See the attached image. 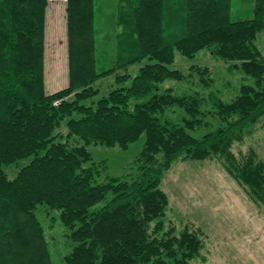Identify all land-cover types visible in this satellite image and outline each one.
I'll return each instance as SVG.
<instances>
[{
	"label": "trees",
	"instance_id": "obj_1",
	"mask_svg": "<svg viewBox=\"0 0 264 264\" xmlns=\"http://www.w3.org/2000/svg\"><path fill=\"white\" fill-rule=\"evenodd\" d=\"M50 1L0 0V264H52V250L61 264H204L206 237L169 216L161 183L175 162L216 160L264 205V160L232 151L264 119V55L255 45L264 0H253V17L241 21L230 20L232 0H103L116 3V30L101 72L100 0H62L68 82L47 94ZM203 50L240 75L230 99L211 90L210 70L194 62ZM111 76L130 85L95 100ZM142 135L123 176L106 175L89 151H126ZM20 161L10 178L5 169ZM39 211L57 212L50 219L63 228L51 250Z\"/></svg>",
	"mask_w": 264,
	"mask_h": 264
},
{
	"label": "rangeland",
	"instance_id": "obj_2",
	"mask_svg": "<svg viewBox=\"0 0 264 264\" xmlns=\"http://www.w3.org/2000/svg\"><path fill=\"white\" fill-rule=\"evenodd\" d=\"M116 12V3L114 1H97L95 4L96 20L95 25L99 29L97 36V52H96V70L104 71L110 67V58L112 55V47L110 38L115 34L116 27L114 25V16ZM253 17V0H232L230 20L241 21L251 19ZM255 45L264 54V30L258 34ZM177 61L180 56L177 55ZM194 62L201 66H206L210 70L211 78L214 83L211 87L212 91L219 90L224 99H230L238 86L240 75L236 72L228 71V64L211 58L206 50L199 52L194 58ZM188 64L178 62V68H185ZM44 87L47 94L54 93L58 90L66 88L68 82L67 76V40H66V21H65V3L62 0L50 1L46 9V27H45V52H44ZM138 67H131L127 71L134 77ZM131 79L123 85L115 82L114 77H107L97 84L100 89L99 95L95 98L106 95L109 91L118 87H127L130 85ZM168 82L167 85H169ZM184 86V85H183ZM61 131H65V121L61 125ZM144 142L142 135L135 143H133L126 151L117 148H107L102 146L89 147L94 161H105L106 175L123 176L128 172L129 164L134 160L140 151ZM249 150L256 152L259 159H264V119L257 123L250 133L245 134L241 143H236L232 147L235 155L246 154ZM26 164V161L17 162L5 169L6 173L14 176L16 171ZM225 171L220 163L216 160L209 161H186L175 162L171 165L170 170L164 176L161 183L162 190L167 194L169 200L170 213L181 221L191 223L195 228L200 229L206 237V245L203 254L207 261L204 264H242V260L249 259L248 264H261V253L250 252L244 253L246 250V242L251 244L259 243V236L254 234V230L250 231L247 240L239 236L234 240V245L238 247L240 254L229 252L231 255H225L221 250L229 247L233 242L230 232H225L229 223L225 220L218 221L223 232L215 233L211 231L209 234L202 227L208 226L211 222L210 205L213 208L214 216L221 213L232 212L231 202L226 200V188L223 178L220 176ZM237 189L242 195H246L243 189L237 184ZM241 195V196H242ZM244 197V196H243ZM182 207L181 209L179 207ZM251 207V206H250ZM203 210L205 214L201 211ZM216 211V213H214ZM253 214L259 222L264 223V205L258 208L253 204ZM57 212L52 211L48 217L39 211L38 218L41 225L46 230V239L51 246L62 241L63 228L56 221L50 218L55 217ZM197 223V224H196ZM54 224V229L49 228ZM212 232V233H211ZM224 236L222 239L212 240L211 236ZM262 243V242H261ZM223 247V248H222ZM232 248V247H230ZM247 254V257L245 256ZM52 264H61V260L57 253L51 251ZM191 264H202L199 261H193Z\"/></svg>",
	"mask_w": 264,
	"mask_h": 264
},
{
	"label": "crops",
	"instance_id": "obj_3",
	"mask_svg": "<svg viewBox=\"0 0 264 264\" xmlns=\"http://www.w3.org/2000/svg\"><path fill=\"white\" fill-rule=\"evenodd\" d=\"M264 55V54H263ZM263 159V158H261ZM264 160V159H263ZM200 162V161H199ZM170 170V169H169ZM220 176L223 178V183L225 184L226 193L225 197L226 200L231 202L232 205V212L221 213V215H216L212 213L213 208L209 207L210 214H211V222L208 226L202 227L200 224H197L199 227H201L204 231H206L208 234L211 231H214L215 233H221L223 232V228L221 227L220 223L218 221H227L229 223V226L226 228L225 232L229 233L230 229L232 228V233L235 234L234 236H231V239H233V242L229 244L228 248L221 249L226 250L222 253L225 255H231L229 252H235L237 254H240L238 247L233 246L234 240L239 236L240 238L244 239V236L247 240L248 235L250 234V231L254 230V234H257L259 238V243H253L246 242V247H248L246 250H244V253L249 254L250 252H257L261 253V264H264V223L261 221L259 222L254 214H253V202L249 199L247 195H242L240 191L237 189V183L229 176V174L226 171H222ZM164 180V177L162 179V182ZM242 195V196H241ZM244 196V197H243ZM180 207V204H178ZM251 206V207H250ZM183 209L182 207H180ZM204 214L205 212L201 210ZM216 213V211H214ZM212 233V232H211ZM247 236V237H246ZM224 236H211V239L215 241V239H222ZM262 242V243H261ZM232 247V248H230ZM223 248V247H222ZM247 254L245 256L247 257ZM249 259L242 260V264H248Z\"/></svg>",
	"mask_w": 264,
	"mask_h": 264
}]
</instances>
